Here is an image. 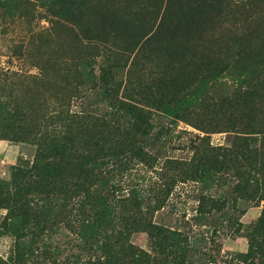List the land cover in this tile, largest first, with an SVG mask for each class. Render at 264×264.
Segmentation results:
<instances>
[{"label":"rangeland","instance_id":"374dc122","mask_svg":"<svg viewBox=\"0 0 264 264\" xmlns=\"http://www.w3.org/2000/svg\"><path fill=\"white\" fill-rule=\"evenodd\" d=\"M0 264H264V0H0Z\"/></svg>","mask_w":264,"mask_h":264},{"label":"trees","instance_id":"16d2710c","mask_svg":"<svg viewBox=\"0 0 264 264\" xmlns=\"http://www.w3.org/2000/svg\"><path fill=\"white\" fill-rule=\"evenodd\" d=\"M80 78H81V76H80ZM101 81V80H100ZM74 183H77L76 185H75V187H76V189H77V192L78 193H85L86 194V197H85V199H87L88 197H89V194L86 192V190H84V188L85 189H88L86 186H85V184L83 183V182H80V181H75ZM80 189H81V191H80ZM80 194V195H81ZM79 195V194H78ZM77 195V196H78ZM105 198H106V194H104V201H105ZM104 205V204H103ZM88 218V217H87Z\"/></svg>","mask_w":264,"mask_h":264}]
</instances>
